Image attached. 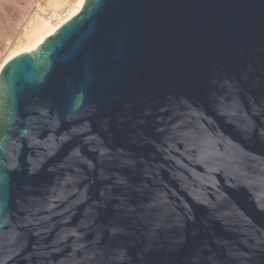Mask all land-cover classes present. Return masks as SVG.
Returning <instances> with one entry per match:
<instances>
[{
  "label": "water",
  "instance_id": "1",
  "mask_svg": "<svg viewBox=\"0 0 264 264\" xmlns=\"http://www.w3.org/2000/svg\"><path fill=\"white\" fill-rule=\"evenodd\" d=\"M0 264H264V0H85L8 61Z\"/></svg>",
  "mask_w": 264,
  "mask_h": 264
},
{
  "label": "rangeland",
  "instance_id": "2",
  "mask_svg": "<svg viewBox=\"0 0 264 264\" xmlns=\"http://www.w3.org/2000/svg\"><path fill=\"white\" fill-rule=\"evenodd\" d=\"M26 1L0 0V67L10 53L26 46L25 36L30 30H36L37 20L43 18L51 20V23L58 22L75 5V0H65L67 3L59 6L55 5L57 0H29L32 7L26 10ZM54 11H59L57 18L54 17Z\"/></svg>",
  "mask_w": 264,
  "mask_h": 264
},
{
  "label": "bare ground",
  "instance_id": "3",
  "mask_svg": "<svg viewBox=\"0 0 264 264\" xmlns=\"http://www.w3.org/2000/svg\"><path fill=\"white\" fill-rule=\"evenodd\" d=\"M85 0H75V5H73L72 8H70V11L65 14V16L62 19H58V22L51 23L50 21L44 20L43 18H40L37 20V27L36 30H30L29 33L26 34L24 40V48L19 50H14L12 54L10 53V56L6 61L3 63V65L0 67V72L4 65L10 61L12 58L16 57L17 55L26 52L28 50L34 49L44 38L47 36L54 34L58 28H60L62 25H64L67 21H69L73 16L79 13L81 10ZM25 8L30 9L32 7V3L28 0L26 1ZM67 2L65 0H57L55 2L56 6H59L61 4H66ZM21 20V19H20ZM13 29V28H12ZM16 29V28H15ZM9 43V42H8ZM23 43V42H22ZM7 49V48H6Z\"/></svg>",
  "mask_w": 264,
  "mask_h": 264
},
{
  "label": "built area",
  "instance_id": "4",
  "mask_svg": "<svg viewBox=\"0 0 264 264\" xmlns=\"http://www.w3.org/2000/svg\"><path fill=\"white\" fill-rule=\"evenodd\" d=\"M38 6H39V4H38ZM55 16V18H57V16L59 15V11H54V13H53Z\"/></svg>",
  "mask_w": 264,
  "mask_h": 264
}]
</instances>
